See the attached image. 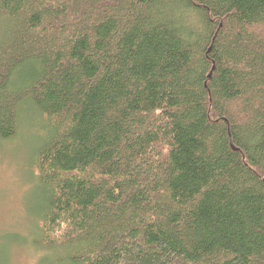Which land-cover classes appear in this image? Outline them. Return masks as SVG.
I'll return each mask as SVG.
<instances>
[{
  "label": "trees",
  "instance_id": "trees-1",
  "mask_svg": "<svg viewBox=\"0 0 264 264\" xmlns=\"http://www.w3.org/2000/svg\"><path fill=\"white\" fill-rule=\"evenodd\" d=\"M30 129L52 264H264V0H0V147Z\"/></svg>",
  "mask_w": 264,
  "mask_h": 264
},
{
  "label": "rangeland",
  "instance_id": "rangeland-1",
  "mask_svg": "<svg viewBox=\"0 0 264 264\" xmlns=\"http://www.w3.org/2000/svg\"><path fill=\"white\" fill-rule=\"evenodd\" d=\"M36 134L33 129L24 130L17 141L9 142L12 145L0 147V264H52L50 252L35 249L31 243L36 222L30 201L35 193L31 187L26 189V169L37 144Z\"/></svg>",
  "mask_w": 264,
  "mask_h": 264
}]
</instances>
